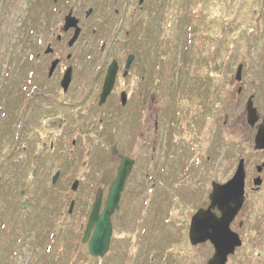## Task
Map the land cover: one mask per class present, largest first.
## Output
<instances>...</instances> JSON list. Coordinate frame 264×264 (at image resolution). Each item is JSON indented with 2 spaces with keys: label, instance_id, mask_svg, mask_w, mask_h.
Listing matches in <instances>:
<instances>
[{
  "label": "rangeland",
  "instance_id": "obj_1",
  "mask_svg": "<svg viewBox=\"0 0 264 264\" xmlns=\"http://www.w3.org/2000/svg\"><path fill=\"white\" fill-rule=\"evenodd\" d=\"M139 1L0 0V264H206L213 247H191L188 223L241 158L245 201L232 227L243 244L227 263L264 264V150L244 109L252 96L264 121V0ZM70 10L80 34L68 48ZM127 54L131 70L119 69L98 107L107 65ZM69 101L88 114L71 116ZM121 156L134 165L108 252L94 258L80 240Z\"/></svg>",
  "mask_w": 264,
  "mask_h": 264
},
{
  "label": "water",
  "instance_id": "obj_2",
  "mask_svg": "<svg viewBox=\"0 0 264 264\" xmlns=\"http://www.w3.org/2000/svg\"><path fill=\"white\" fill-rule=\"evenodd\" d=\"M78 19L69 12L64 17L63 30L66 31L74 28V33L68 41V46L73 45L77 39L80 28L78 27ZM131 57H128V62ZM57 64V60L53 61L48 70L50 76ZM117 63L112 61L106 70L103 80L102 89L99 94L98 104L104 103L106 97L110 94L116 73ZM241 66L237 68L236 79H240ZM67 85V81L63 82V86ZM126 95L124 92L120 94V103L124 105ZM247 114V123L253 127L258 121L256 109L253 107L251 99H248L245 106ZM254 150L264 149V122L258 124L254 135ZM116 153V149H113ZM133 161L127 157L121 159V163L117 168L116 177L109 187L108 195L102 206V191H99L92 203L90 213L85 226V231L81 239L82 243H87L88 254L92 257H103L109 249V242L112 233L110 223V215L117 209L120 193L123 190L124 183L129 174ZM264 163L256 168L260 172ZM244 161L240 159L236 170L227 182L219 184L211 182V192L208 196L209 205L205 209H198L190 218L188 229V240L191 245H197L209 241L213 246V254L207 260L206 264H225L228 255L234 253L235 249L241 245L239 236L229 229V225L240 210L244 201ZM253 184L259 186L261 179L256 177ZM78 181L75 180L71 185V190H76ZM73 201L70 203L69 213L71 212ZM102 206V208H101ZM219 212L216 215L214 210Z\"/></svg>",
  "mask_w": 264,
  "mask_h": 264
},
{
  "label": "flooded vegetation",
  "instance_id": "obj_3",
  "mask_svg": "<svg viewBox=\"0 0 264 264\" xmlns=\"http://www.w3.org/2000/svg\"><path fill=\"white\" fill-rule=\"evenodd\" d=\"M59 63H60V60H59ZM131 65H130V67H129V70H131ZM114 91V90H113ZM111 92V95L109 96V97H107V98H111L114 94H115V92ZM239 91V90H238ZM250 97V96H249ZM248 97V98H249ZM75 102H77V101H70L69 103H70V105H72L73 103H75ZM202 111V110H201ZM205 114V113H204ZM205 117H206V115H205ZM205 119V118H204ZM206 120H207V117H206ZM204 126L205 127H207V122L205 121V123H204ZM240 225H241V223H239ZM258 254H260V252H257L256 254H255V257H256V255H258Z\"/></svg>",
  "mask_w": 264,
  "mask_h": 264
}]
</instances>
